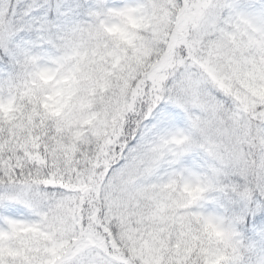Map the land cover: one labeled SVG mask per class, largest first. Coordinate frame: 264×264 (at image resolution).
<instances>
[{
	"label": "snow or ice",
	"instance_id": "1",
	"mask_svg": "<svg viewBox=\"0 0 264 264\" xmlns=\"http://www.w3.org/2000/svg\"><path fill=\"white\" fill-rule=\"evenodd\" d=\"M0 264H264V0H0Z\"/></svg>",
	"mask_w": 264,
	"mask_h": 264
}]
</instances>
